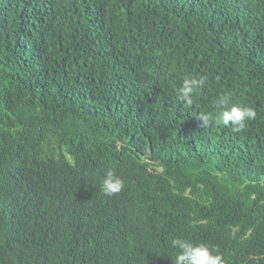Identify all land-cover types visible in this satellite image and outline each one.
Returning a JSON list of instances; mask_svg holds the SVG:
<instances>
[{"label":"trees","instance_id":"16d2710c","mask_svg":"<svg viewBox=\"0 0 264 264\" xmlns=\"http://www.w3.org/2000/svg\"><path fill=\"white\" fill-rule=\"evenodd\" d=\"M174 238L264 264V0H0V264H175Z\"/></svg>","mask_w":264,"mask_h":264},{"label":"clouds","instance_id":"9594fccd","mask_svg":"<svg viewBox=\"0 0 264 264\" xmlns=\"http://www.w3.org/2000/svg\"><path fill=\"white\" fill-rule=\"evenodd\" d=\"M207 81L206 76L187 77L183 79L181 87L177 90L178 99L185 108L196 103V93L202 89ZM217 122L225 127H231L239 133L245 130L246 123L256 119L254 108L241 106L231 102L229 95L221 96L215 106ZM198 119L202 126H207L213 119V113L201 112ZM124 180L112 171H108L102 181L101 189L106 196L119 194L124 188ZM171 247L176 249L175 264H223L221 254L215 247L204 243L195 244L182 238L171 240Z\"/></svg>","mask_w":264,"mask_h":264}]
</instances>
